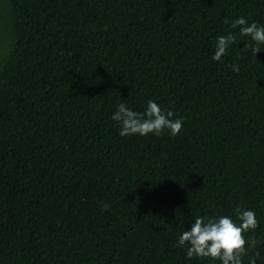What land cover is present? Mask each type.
Masks as SVG:
<instances>
[{"label":"trees","instance_id":"1","mask_svg":"<svg viewBox=\"0 0 264 264\" xmlns=\"http://www.w3.org/2000/svg\"><path fill=\"white\" fill-rule=\"evenodd\" d=\"M240 17L264 0H0V264H221L178 239L237 207L264 264V45ZM150 99L181 132L120 136L118 104Z\"/></svg>","mask_w":264,"mask_h":264},{"label":"clouds","instance_id":"2","mask_svg":"<svg viewBox=\"0 0 264 264\" xmlns=\"http://www.w3.org/2000/svg\"><path fill=\"white\" fill-rule=\"evenodd\" d=\"M231 27L233 29L239 27L241 36L251 38L255 45L252 47L255 54L261 51L259 46L264 45V25H258L256 22L249 23L247 19L240 17L232 22ZM234 41L235 37L231 33L218 36L212 59L221 61ZM248 47L249 45H246L244 50ZM231 68L234 72H239L237 65H231ZM111 119L120 126L119 135L122 137L149 134L159 136L165 129L174 137L181 132L184 123L182 118H175L174 112L163 110L151 99L147 101L146 109L142 113L132 110L125 103H119ZM235 215L239 223L230 216L196 217L190 230L183 231L179 236L178 245H188L189 259L200 257L218 260L221 264H243L248 243L244 233L255 230L259 221L253 210L237 207ZM249 264H255V260H251Z\"/></svg>","mask_w":264,"mask_h":264}]
</instances>
